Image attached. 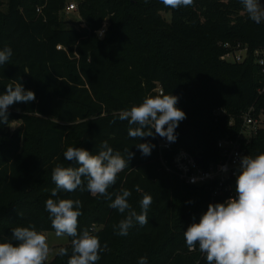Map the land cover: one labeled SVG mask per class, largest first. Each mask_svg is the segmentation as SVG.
Here are the masks:
<instances>
[{
  "label": "trees",
  "instance_id": "16d2710c",
  "mask_svg": "<svg viewBox=\"0 0 264 264\" xmlns=\"http://www.w3.org/2000/svg\"><path fill=\"white\" fill-rule=\"evenodd\" d=\"M71 1L7 0L0 11V50H13L0 65V94L15 82L35 93L34 101L9 106L11 127L0 124V242L11 240L18 226L55 231L46 200L79 199L78 231L89 229L110 249L96 264H137L141 256L148 264H207L198 245L187 248L184 231L207 211L211 192L181 180L163 159L171 163L185 149L206 163L219 161L218 141L238 137L249 109L264 111L259 65L253 58L222 59L226 42L263 47L264 22L250 20L240 0H193L178 9L161 0H76L80 18L69 27L62 15ZM161 92L178 96L177 107L186 113L176 142L162 151L165 138L138 141L129 137L127 121L112 122ZM104 140L125 158L126 150L134 153L109 192L130 190L137 213L143 196L152 197L148 224L134 225L123 237L114 226L125 214L111 208V200L79 189L51 196L55 164L76 166L64 159L66 149L98 154ZM139 142L155 145L151 155H141ZM243 146L253 157L264 152V129ZM71 239L67 256L45 264H67Z\"/></svg>",
  "mask_w": 264,
  "mask_h": 264
},
{
  "label": "clouds",
  "instance_id": "9594fccd",
  "mask_svg": "<svg viewBox=\"0 0 264 264\" xmlns=\"http://www.w3.org/2000/svg\"><path fill=\"white\" fill-rule=\"evenodd\" d=\"M161 3L178 9L191 5L193 0H161ZM240 3L250 20L264 22L262 0H240ZM12 55L11 47L5 46L0 50V65L7 64ZM178 99L176 95L163 92L146 96L139 105L121 110L112 122L115 123L116 119L127 121L129 137L138 141L158 135L168 143H174L178 135L175 130L186 119V113L177 107ZM34 100L35 93L25 90L22 83H10L0 94V124L11 127L9 106ZM136 147L142 156H149L155 145L139 142ZM126 152L125 158L119 151H114L107 140L100 143L98 154L81 147H68L63 153L64 159L76 166L55 164L51 174L55 187L51 196L79 189L88 191L93 197L111 200L110 207L125 214L114 226L118 236H127L136 224L145 226L149 222L148 211L152 204L150 195L143 196L141 211L137 213L129 203L130 190L122 188L115 194L109 192L116 184L118 174L129 167L134 156L129 149ZM234 175V196L222 203H210L199 222H193L184 231L187 248L194 251L198 245L207 264H264V152L254 157H240ZM136 191H140L139 187ZM45 208L50 214L56 237L72 238V254L67 264H96L101 259V252L110 251L107 242L101 245L99 237L89 229L78 231V218L83 208L81 200L49 198ZM11 231V240L0 242V264H45L52 250L43 232L32 224L18 226ZM56 255L67 256L68 249L61 247ZM137 264H148V258L139 257Z\"/></svg>",
  "mask_w": 264,
  "mask_h": 264
},
{
  "label": "built area",
  "instance_id": "2783aa9c",
  "mask_svg": "<svg viewBox=\"0 0 264 264\" xmlns=\"http://www.w3.org/2000/svg\"><path fill=\"white\" fill-rule=\"evenodd\" d=\"M77 10V1L72 0L66 8V11ZM106 25L99 31V35L103 36ZM225 53L222 59L228 62H244L248 58H253L255 63L259 65L262 86L259 93H264V46L251 50L248 45L238 42L236 44L224 43ZM254 108L249 109L242 116V130L237 138H223L218 141L217 145L220 149L221 158L219 161H211L201 164L199 156L188 150L180 149L173 157L171 163H167L163 158L165 168L171 173L177 175L181 180L196 186L204 187L209 190L212 195V202L216 200H227L234 196L235 171L239 164V158L250 155L244 148L243 143H250L259 131L264 129V111L257 114ZM223 113L224 111H217ZM233 121H231V124ZM160 150L169 148L170 143L163 139L159 143ZM203 254V253H202ZM204 255V254H203Z\"/></svg>",
  "mask_w": 264,
  "mask_h": 264
},
{
  "label": "rangeland",
  "instance_id": "374dc122",
  "mask_svg": "<svg viewBox=\"0 0 264 264\" xmlns=\"http://www.w3.org/2000/svg\"><path fill=\"white\" fill-rule=\"evenodd\" d=\"M262 3H264V0H262ZM7 9V0H0V11H6ZM63 21L65 20L66 26H74L76 22L79 20V14L75 11H66L62 15ZM16 125V124H15ZM14 125V126H15ZM48 237V243L51 248V252L49 254V258L47 261H51L58 252L59 248L64 247L66 244L69 243V237H56L55 231H44L43 232Z\"/></svg>",
  "mask_w": 264,
  "mask_h": 264
},
{
  "label": "water",
  "instance_id": "95a60500",
  "mask_svg": "<svg viewBox=\"0 0 264 264\" xmlns=\"http://www.w3.org/2000/svg\"><path fill=\"white\" fill-rule=\"evenodd\" d=\"M199 161H200L201 164H204L205 159L203 157H199Z\"/></svg>",
  "mask_w": 264,
  "mask_h": 264
}]
</instances>
